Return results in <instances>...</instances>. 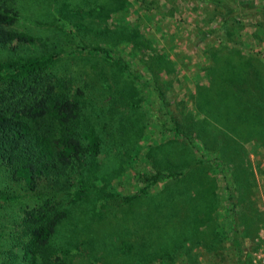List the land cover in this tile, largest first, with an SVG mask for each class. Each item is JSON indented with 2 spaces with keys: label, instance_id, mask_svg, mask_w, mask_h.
<instances>
[{
  "label": "rangeland",
  "instance_id": "1",
  "mask_svg": "<svg viewBox=\"0 0 264 264\" xmlns=\"http://www.w3.org/2000/svg\"><path fill=\"white\" fill-rule=\"evenodd\" d=\"M237 1L258 8L0 0L17 14L12 30L39 39L1 49L0 63L57 54L44 82L79 102V131L93 127L101 143L81 201L74 171L31 190L0 164V264H26L25 212L39 210L64 213L48 264H264V0ZM241 62L246 79L231 83ZM155 171L181 175L139 180Z\"/></svg>",
  "mask_w": 264,
  "mask_h": 264
},
{
  "label": "trees",
  "instance_id": "2",
  "mask_svg": "<svg viewBox=\"0 0 264 264\" xmlns=\"http://www.w3.org/2000/svg\"><path fill=\"white\" fill-rule=\"evenodd\" d=\"M196 1L225 7L239 17L251 15L258 8L237 0ZM17 18V14L6 3L0 6V50L12 43L34 45L39 41L33 35L12 30ZM72 50L85 54H104L115 63H122L100 47L80 46L72 47ZM56 55L0 63V164L8 167L31 190L41 180L68 178L74 171L79 189L73 201H81L86 197L96 174L101 143L93 127H88L84 132L79 131V102L54 93L52 85L44 82L43 72L51 66ZM247 68V62L236 64L231 73V83L245 80ZM180 175L155 171L138 177L147 186H152ZM227 200L234 214L235 196L231 190ZM63 214L44 219L42 210L37 213L25 212L26 223L31 226L27 241L21 247L26 264H39V259L43 264H48L54 257L52 238ZM238 233V223L233 219V238L238 257L241 258Z\"/></svg>",
  "mask_w": 264,
  "mask_h": 264
},
{
  "label": "crops",
  "instance_id": "3",
  "mask_svg": "<svg viewBox=\"0 0 264 264\" xmlns=\"http://www.w3.org/2000/svg\"><path fill=\"white\" fill-rule=\"evenodd\" d=\"M190 3H191V4H194V2H193V1H190Z\"/></svg>",
  "mask_w": 264,
  "mask_h": 264
}]
</instances>
